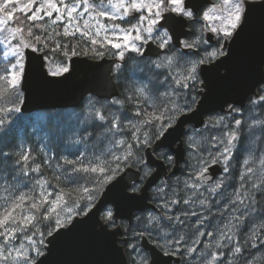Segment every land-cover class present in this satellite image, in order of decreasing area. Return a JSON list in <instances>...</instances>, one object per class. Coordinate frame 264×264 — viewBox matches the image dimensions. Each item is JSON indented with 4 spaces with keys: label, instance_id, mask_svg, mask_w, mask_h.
Instances as JSON below:
<instances>
[{
    "label": "snow or ice",
    "instance_id": "snow-or-ice-1",
    "mask_svg": "<svg viewBox=\"0 0 264 264\" xmlns=\"http://www.w3.org/2000/svg\"><path fill=\"white\" fill-rule=\"evenodd\" d=\"M35 2L36 0H31V3L25 6L27 11L18 8L16 4L9 7V0L0 3V12L4 13V18L0 19V30H7L11 41H15L9 51L4 53L8 65L0 66V73H7V75H0V81L6 84L3 92L7 95L3 98L12 105L8 108L0 107V138L10 136L13 131L5 129L6 121L3 114L21 112L24 103L22 84L26 80L29 63L25 57V50L30 49L33 53L43 52L44 49H48L52 53L61 52L64 59L59 62L47 53L35 56L36 60L42 61L37 71L45 79L49 76L67 79L72 72L70 58L78 55L77 47L73 46L69 50L67 43L61 45L57 41L54 47H49V42L53 40V36L47 32H44L43 35L33 36V28L38 27L36 24L28 27L27 34L31 37L29 42H25L22 35L18 38V34L23 31L22 28L14 26L11 29H4V25L10 21L13 11L23 12L30 22L43 20L45 16L51 18L53 11H55L57 15L52 19V24L67 20L63 35L76 36L79 33L81 39L87 38L88 43L85 44V50L79 53L81 55L91 50L95 56L103 57L107 51L109 55L115 56L117 61H123L127 52H134L139 57H144L145 46L153 43L159 49H168L169 51L176 47L196 49L194 55L197 58L185 60L181 72L174 74L172 71H168L165 74V80H170L171 83L167 85V90L162 93L164 101L160 105L153 104L151 114L145 109H138L133 117L126 116V125L121 124L119 117L112 116L109 118V116H106L104 111L101 110L105 105L101 104L100 108H97L96 105L99 101L92 96L88 97V112L80 123L92 122L95 127L104 129L105 138L109 140L112 146L106 151L94 154L91 159H88L81 152L71 153L74 158H69L68 155L60 156L59 159L62 164L58 163L56 167L58 170L62 169V171L55 179L59 181L63 177L67 190L59 187V185H50V182L43 177L34 179V183L28 192L22 190L15 192L12 187H3L0 191V237L3 238L4 243L0 245V259L3 260L4 264H7L9 258L13 256V252H15L16 257L21 258V264H35V257L43 255L42 248L45 246V235H52L61 227H66L76 216H87L96 207L99 192L126 168L131 167L133 163L140 166L142 176H139V181L142 184L144 180L153 174V169L138 153L151 147L154 141L159 140L160 143L156 144L153 152L167 148L169 151L160 152V155L169 165L175 163L171 153L176 149L173 148L172 144L166 143L167 137L164 136V133L168 129H172V132H168L169 136L173 135V132H179L182 136L189 135L183 131V128L194 119V117H189L188 114L195 111L193 106L197 103L196 97L190 93L202 94L197 87L198 85L209 87L199 78V67L220 57H227L226 43L232 40L234 34L239 35L237 29L242 32L249 22V17L246 15L248 0H221V3L213 5L207 10H204L206 0H187V3H185V0H115V2L114 0H99L101 10L96 11L95 16H92L93 26L89 27L88 21L85 20V29L82 31L79 24L74 25V22L81 19L85 13L91 14L90 10H95V6L89 3V0H83L84 7L79 12L78 10L81 8L79 0H74L70 6L64 4L63 0H61V6H57L56 3L49 0L47 3H40L33 11L31 4ZM61 7H63V12ZM251 7L252 5L248 4L249 11H251ZM260 7L264 8V2L260 4ZM27 12H32V15H27ZM74 13H78V15L74 16ZM130 15L131 19H129ZM97 17L105 20L125 21L126 26L114 23L109 27L101 24ZM197 20L209 22L206 27L213 35L209 36L208 40L214 39V46L209 44L208 40L197 39L189 43L180 39V34L192 35V33H183L182 29L187 22H196ZM169 29H171V33ZM56 35H60V33L57 32ZM5 39L7 41L8 37ZM11 41L8 42L11 43ZM97 45H99V48L96 47ZM109 46L117 51L111 52ZM200 46H202V51ZM100 49H103V51ZM179 59H184V57L165 56L162 60L153 61L152 64L156 69L171 70L173 65L180 67ZM221 63H224V61L222 60ZM113 67L118 73L122 65L117 62ZM144 91V88H140V95H143ZM0 96H3V93H0ZM259 99L264 102V96ZM178 101H182V103ZM111 103L114 106L122 105L121 101L115 99L111 100ZM238 111L234 107L229 109L230 113ZM181 117H184V119H181ZM177 122H179L178 128ZM201 123L203 124L202 121ZM222 123L223 117L211 126L215 127ZM234 124L236 129H228L221 136L211 138L212 148H215V152L212 151V148L203 149L207 156L201 155L199 150L196 152L195 164L190 165L193 168L190 180L194 182L185 181L184 183V188L196 198L193 199L192 196H188L187 198L165 200L164 207L167 212H172L170 205L184 204L191 208L192 205L196 204L201 210L207 209L209 215H211L210 209L213 202L211 197H217L215 202L219 203V198L225 195L222 191L225 177L221 176L213 180L211 169L222 163L224 165L222 172L229 173L227 165L236 146L234 142L238 139L237 130L242 121L236 119ZM204 127L207 128L209 125H204ZM225 128H227V125H225ZM87 134L90 135L91 133ZM117 136L121 138L116 139ZM125 136L128 139H125ZM82 138L77 136L73 142L80 143ZM189 141L187 146L191 148L193 146L191 136H189ZM185 143V141H181V148L185 146ZM195 143L198 144L199 142L196 141ZM9 155L11 153L0 152V156L7 157ZM16 155L18 156L16 163L21 164L23 162L21 172L24 175H28L29 171L37 174L41 173V163H35L34 167L29 168L32 159L30 150L24 149ZM44 163L49 164L50 161L45 160ZM64 165L68 167H63ZM248 172H253V169L250 167ZM240 179L243 181L245 178L241 176ZM261 184H264V179H261ZM261 184L253 182L251 187L258 191H264ZM24 187H28V185ZM240 188L244 189L243 183ZM128 189L131 190V194H129ZM140 191L139 185L135 183L128 185L122 193L123 200L128 202L138 200L139 197L136 193ZM159 191H164V189L161 188ZM205 193H208V195L205 196ZM173 196L179 197V193L173 192ZM255 203V195H249L247 191L242 192L240 190L235 192V199L229 198L226 201L223 206L225 211H227L229 204L242 205L246 211L241 212L238 216L232 215L222 228L217 226V232L219 233L217 247L227 246L221 245L220 241L226 240L229 244L236 241V232L243 226L248 212L255 211ZM250 205L253 207H250ZM236 211L237 209H232L233 213ZM120 212V204L117 203L115 212L112 208H107L104 220L108 224L115 225L118 218L117 214ZM219 214L222 217L224 216V212ZM189 216L197 217L196 231L198 235H204L200 226L204 225L208 216H203L201 212L196 210H179L178 213L172 215L166 213V220L169 222V227L173 228V232L161 237L160 247H164L165 244L172 246L181 244L184 238L176 235V233L184 230L178 226L185 225ZM146 219L151 223L157 221L159 217L149 214ZM259 227L264 228V222ZM150 231L149 228H145V232ZM143 234L139 233L138 235L142 236ZM208 235L211 236L213 233L209 232ZM256 238L257 234L253 232L252 240ZM54 239H59V237H54ZM17 241H19V246L13 248L12 245ZM49 243H52V241H49ZM125 243L127 244L128 241H125ZM245 243L248 242L245 241ZM130 247L133 250L136 249L135 244H131ZM174 251H179V249L174 248ZM189 251L194 252L195 249H189ZM230 251L239 254L244 249L236 246ZM252 255L254 253H249V256ZM213 259L215 260L216 257L214 256ZM243 259L244 264H250L249 257H243ZM140 264H148V257L142 256Z\"/></svg>",
    "mask_w": 264,
    "mask_h": 264
},
{
    "label": "water",
    "instance_id": "water-1",
    "mask_svg": "<svg viewBox=\"0 0 264 264\" xmlns=\"http://www.w3.org/2000/svg\"><path fill=\"white\" fill-rule=\"evenodd\" d=\"M210 2L211 0H206V5ZM262 2L264 0H248V4L252 5L249 11L246 4L249 22L242 32L237 29L239 35L234 34L232 40L226 43L228 56L200 66V76L209 87L200 85L199 91L202 94L194 106L195 111L188 114L194 119L184 126V132L189 125L195 128L203 126L206 116L211 113L229 111L233 105L244 107L248 99L257 94V88L264 84V8L260 7ZM189 30L187 22L182 32L188 33ZM169 32L171 33V29ZM211 35L213 34L208 31L207 39ZM184 36L186 35L180 34V39ZM145 47V56L156 57L164 51L153 43ZM183 50L190 49L183 48ZM43 54V52L33 53L30 49L25 50V57L29 63L28 74L22 84L23 113L78 107L89 94L111 99L120 93L112 73V66L120 62L116 57L92 58L77 55L70 58L72 72L67 79L51 76L45 79L37 71L42 61L35 59V56ZM222 60L224 63H221ZM178 127L179 122H177ZM168 132H172V129L164 133L167 137L166 143L172 144L176 149L172 152L175 163L170 170L165 160L153 152L156 144L160 143L156 140L151 147L146 148V161L154 169L153 174L144 180L141 191L136 193L139 199L128 202L122 197L125 188L134 182H139L141 176L140 169L131 166L105 186L96 207L87 216L74 217L66 227H61L46 237L45 251L37 258L35 264H127L128 257L124 244L121 243L126 238L123 236L124 229L119 221L123 219L132 222L135 212L156 208V204L150 199L151 188L162 177L178 173L181 163L186 159V147L181 148L183 136L179 132H173V135L169 136ZM222 169L221 163L211 169L213 180L221 174ZM128 191L131 194V190ZM117 203L120 204L121 209L117 214V223L108 224L102 213L107 206H112L115 212ZM141 245L150 252L149 264H172L173 261L178 263L181 260L180 256L165 254L146 235L142 236Z\"/></svg>",
    "mask_w": 264,
    "mask_h": 264
},
{
    "label": "trees",
    "instance_id": "trees-1",
    "mask_svg": "<svg viewBox=\"0 0 264 264\" xmlns=\"http://www.w3.org/2000/svg\"><path fill=\"white\" fill-rule=\"evenodd\" d=\"M24 19L25 18L21 19L20 23L23 22ZM40 23L42 25H38ZM38 24H37L38 25L37 28H33L32 35L33 36L43 35L44 32L51 34L53 36V40L49 42V47H54L55 42L59 41L61 45L67 43L69 50L73 46H76L78 54L85 50V44L88 43V40L87 38L81 39L80 34H77L76 36H72V35L65 36L63 35V31H61L60 29L61 27L58 26L59 24L56 25L58 27V29L56 30H53L51 27H48L47 25H45V21L44 22L39 21ZM26 25L28 26L31 24L26 23ZM57 32H59L60 35H56ZM96 47L99 48V45H97ZM100 50L103 51V49H100ZM109 50L111 52H116V49H111L110 46H109ZM43 53H47L49 56L57 58V59H61V60L64 59L61 52L59 51L52 53V52H49L48 49H44ZM83 55H87L93 58H98L97 56L94 55V53L91 50L87 51V53ZM105 55H109L107 51L105 52ZM109 56H113V55H109ZM152 62H153V59L151 57H148V56L139 57L134 52H127L125 54L124 61L120 63L122 67L120 68L118 73L113 67V74L115 78L118 80V84L120 87V94L113 99L121 101L122 105L114 106L112 105L111 100L101 99L96 96L90 95L95 100L99 101L96 107L100 108L101 104H104L105 107L101 110L104 111L105 115L109 116V118H111L112 116L119 117V121L122 123V125L127 124L126 116L129 118L133 117L134 113L138 109H145L147 110L148 113L151 114L153 112L152 105L153 104L160 105L161 102L164 101V97L162 93L167 90V85L171 83L170 80L168 81L165 80V74H167V72L171 70L156 69L153 67ZM4 65H7V61L3 57V50L1 47V43H0V66H4ZM0 75H7V73L6 72L0 73ZM131 80L132 82H130ZM139 85H141L142 88H144L145 90L143 95H140L139 91L137 90L139 89L138 88ZM4 87H6V84H4L3 81H0V93H3V96H0V107L8 108V107H11L12 105L7 103L3 98L4 96L7 95V93L3 92ZM197 87L199 89V85ZM261 91H262V87L259 88V94L261 93ZM190 94L195 96L196 100H198L199 94H197V92H191ZM88 97H86L78 107L37 110L31 113H23L21 111L19 113L13 112L10 114L8 113L3 114L5 121H6L4 125L5 129H11L13 131L10 136L6 138H0V152L11 153V155L7 157L0 156V191H2L4 186H9V187H12L15 192H19L21 190L24 192H28L34 183V179L40 178V177L47 179L50 182V185H53V186L59 185V187L65 188V190H67V185L66 183H64L63 177H61L59 181L55 179V177L59 175L60 171H62V169L58 170L56 167L58 163L62 164V161L59 159L60 156L68 155L69 158H74V156H72L71 153L81 152V153H84L85 156L88 157V159H91L94 154H99L103 151H106L109 147L112 146L109 140L105 138L104 129L95 127L92 122H88L84 124L80 123V121L83 120L85 114L88 112V105H87ZM254 98L255 97H252L249 102L251 103V101ZM178 102L182 103V101H178ZM257 113L259 115H264V111L260 109L257 111ZM214 116H219V117L227 116V113L217 112L214 115L208 116L207 121L205 123V125H209V127L207 128L204 126L202 127V129H195L194 127H191L188 130V132L196 131V136L192 138L191 143H193V146L191 148H188L186 144L188 148L187 159L183 163L181 170L179 172V175L178 174L172 175L164 179L165 186H167L166 192H170L171 190L175 188L173 191H171V193L172 194L173 192L179 193V197H175V198H180V196L182 198H187L188 196L192 195V193L187 192L186 189L183 187V184L185 183L183 182V180H186V179L190 180V174L193 172V168L190 167V165L195 164L196 152L199 150L201 155L207 156V153L204 152L203 149L212 148L211 138L214 136H221L224 131H227V128H225L224 126L227 120H224L221 125L219 124L220 126H217V127L211 126L210 124L211 122L213 123L216 122V119L214 121ZM133 122H135V120H133ZM262 123H261L262 125L259 128L257 127L258 129L257 128L255 129L253 127L255 125L254 123L249 124L248 121H245L241 124V126L237 130L239 139H237L238 141L236 145L237 147H235L234 149V151L235 150L236 151L233 152L231 156L232 159L229 160V162H231L230 163L231 170H232L231 174L234 171H238V165L240 163L238 162V160L240 161L241 155L243 153L246 154V153H249L250 151V153L252 152L251 154H254L258 151H261L262 149L263 150L261 152H264V145H263L264 144L263 143L264 142V121ZM247 126H250V127H247ZM246 130L248 131V134ZM87 133H91V134L88 135ZM249 133H251L252 135ZM77 136L83 137L80 143L73 142L77 138ZM248 136H251V137H248ZM119 138L121 137L119 136L116 137V139H119ZM124 138L128 139L127 136H125ZM257 140L258 141L260 140V141L258 142ZM196 141H198L199 143L198 144L195 143ZM253 141H254V144H253ZM247 143L249 144L247 145ZM248 146L250 147L248 148ZM24 149L30 150V156L32 159H31L29 168L34 167L35 163H41L42 164L41 173L37 174V173H31L29 171L28 175H24L21 172V164L23 162H21V164L16 163L18 159V156L16 154ZM160 150H158L156 154L157 156L162 157L160 155V152H167V150L166 149H163V150L160 149ZM212 151L215 152V148H212ZM145 153H146V148L142 152H139L138 154L142 156L144 160L146 161ZM45 160H49L50 163L45 164L44 163ZM234 161H237V162H234ZM132 165L140 169L139 165H135L134 163ZM172 165L168 164L169 167ZM63 167H68V166L64 165ZM233 182H234L233 179L228 177L225 182V185L229 184L231 185V187H233L234 186V185L232 186ZM240 182L247 183V179H244L243 181L239 180L237 184L239 185ZM25 185H28V187H24ZM103 189L99 192V196L101 195ZM254 190L255 189H252L251 195H255L256 203L254 207L256 211L248 212L246 218L244 219L245 224L243 222V226L239 229V231L236 232L241 242L239 246L242 247L244 251L239 254H235L233 252L231 256V258L233 259L231 260V262L230 261L227 262V264H244L243 257H249L250 264H262L257 258H255V254L264 255V238L262 239V237H264V228L259 227V225L264 221L261 220L262 221L261 222L260 221L261 218L259 219L258 217L260 213L264 214V210H263L264 209V191L255 192ZM151 198L157 204V209H153L154 212L164 213V209L161 208V205L159 203L160 201H162V198L165 199V197L162 196V193L157 192V191H151ZM212 199L213 198L211 197V200ZM216 199L217 197L214 198L212 201L215 202ZM213 202H212L211 209H210L211 215H209V211L207 209L201 210L198 207V209L196 208L192 210H196V211L199 210V212H201L202 215L208 216V219L206 221L208 222L211 221L210 222L211 224L217 223L218 219L221 220V218H223L224 216L222 217L219 214L220 212H222L219 209L220 208L219 203H217V205L215 206L216 202L215 203ZM231 206L236 207V208L240 207L241 209L240 212L246 211L244 209V206L242 205H231ZM250 207H253V206L250 205ZM191 208H189L188 205L180 204V205H174L172 209L175 211V213H177L179 210H191ZM237 210L239 211V208H237ZM252 212H255V215L257 214L256 215L258 217L257 220ZM140 214H144V212ZM191 217L197 220V217L189 216L186 220L185 225L178 226V227H182L184 230L179 231V233H176V235H179V236L182 235L188 242H192L195 238L204 237L206 234L205 229L208 228L209 226L207 223H204V225L200 226L201 231H203L204 233V235L200 236L196 232V227L194 226L195 221H193ZM136 219L137 218H135L132 223L123 221V225H124L126 233L127 232L130 233L132 238L136 240H139V238L141 237L140 235H138L139 233L148 234L149 236H152L155 239L157 238L161 239V237L168 234L166 232L159 231L161 228H163V226L164 228L166 227L165 229H168V228L172 229V227H169V222L166 219H164V215H162L161 218L156 221L158 223H156L155 221H152L151 222L152 224L150 225L147 224L146 222L141 223V224L139 223L136 224ZM145 228H149L152 232H145L144 231ZM243 230L245 232H243ZM249 230H252V231H249ZM153 231H159V232L154 233ZM246 231L249 234H247ZM253 232H256L257 234V238L255 240H252ZM189 234H190V237H189ZM47 236L48 235H45V237ZM0 239H3V238L0 237ZM245 241H247L248 243H245ZM157 242L159 243L160 241H157ZM135 243H138V241H134V244ZM251 245H255V246H251ZM228 250L229 249H225V251H228ZM203 251H204L202 252L203 254L206 253V248L203 249ZM249 253H254V255L249 256ZM191 263L192 264H210L208 262L201 260L199 257L192 262H185V264H191Z\"/></svg>",
    "mask_w": 264,
    "mask_h": 264
},
{
    "label": "rangeland",
    "instance_id": "rangeland-1",
    "mask_svg": "<svg viewBox=\"0 0 264 264\" xmlns=\"http://www.w3.org/2000/svg\"><path fill=\"white\" fill-rule=\"evenodd\" d=\"M4 2V0H0V3H3ZM47 2H49V0H36V2L35 3H33V4H31V6H32V9H33V11L35 10V8L40 4V3H47ZM51 2H53V3H56L57 4V6H61V0H51ZM74 2V0H63V3L64 4H67V5H71V3H73ZM114 2H115V0H114ZM31 3V0H9V7H11L12 6V4H16L17 6H18V8H23V9H25V11H27V9H26V5H29ZM79 3H80V5H81V8L78 10V12L79 11H82V9H83V7H84V4H83V0H79ZM89 3H91V4H93L94 6H95V10H90V13L91 14H89V13H85L84 14V16L81 18V19H79L78 21H75L74 22V25L75 24H79V26H80V28H81V30L83 31L84 29H85V24H84V21L85 20H87L88 21V25H89V27H91V26H93V24H94V21H93V19H92V16H95V12L96 11H98V10H101L100 8H99V0H89ZM219 3H221V0H214V4L213 5H217V4H219ZM213 5H208V6H206L205 7V9L204 10H207V8H211ZM104 10H109V9H104ZM61 11L63 12V7H61ZM27 15H32V12H27ZM41 15H43V13H41ZM57 15V13L55 12V11H53V16L50 18V17H47V16H45V18L43 19V20H38V21H32V22H30V21H28L27 20V17L24 15V13L23 12H21V11H19V10H17V11H13L12 12V14H11V19H10V21L7 23V24H5L4 25V29H11L12 27H18V28H22L23 29V31H22V33H20V34H18V38H19V36L20 35H22L23 37H24V39H25V42H28V41H30L31 40V37H29L28 36V27H30L32 24H38L39 23V21L41 22V21H45V25H47L48 27H51L53 30H56V29H58V27L56 26L57 24H59L58 26H60L61 28V31H63V29H64V26H65V24H67V20H64L63 22H57L56 24H52V19H54L55 18V16ZM76 15H78V13H74V16H76ZM4 18V13H2V12H0V19H3ZM23 18H25L24 19V21L23 22H21L20 23V20L21 19H23ZM97 19H99L100 20V23L101 24H104V25H106V26H111L112 24H114V23H120L122 26H126V22L125 21H112V20H105L104 18H100V17H97ZM26 23H28V24H31V25H26ZM195 23V25H196V27H200L201 26V28H203V30H204V32H206V30H208V28L206 27V25L209 23V22H205V21H202V20H197L196 22H194ZM38 25H42L41 23L40 24H38ZM77 34H79V33H77ZM6 37H8V40L6 41ZM8 41H11V37L9 36V33H8V31L7 30H0V43H1V47H2V50H3V57L5 58V56H4V53L5 52H7V51H9V49H10V47L11 46H13L14 44H15V41H11V43H9ZM117 51V50H116ZM165 56H175V57H177V58H180V57H183L180 53H178V52H175V53H164V54H162V55H160L159 57H157V58H155V60H153V61H156L157 59H160V60H162ZM6 59V58H5ZM57 62H59V61H62L61 59H57V58H54ZM187 59H189L188 57H184V59H179L178 60V62H179V65H180V67H177L176 65H173V68L171 69V71L175 74V73H178V72H181L182 70H183V66H184V64H185V60H187ZM6 61H7V65H8V60L6 59ZM140 87H139V89L140 88H142V86L141 85H139ZM263 89H264V86H263ZM139 91V90H138ZM261 96H264V90H262L261 91V93L258 95V96H256L252 101H251V103H248L247 104V106L244 108V109H241V108H236V109H238L239 111L238 112H232V113H229V114H227V116H222L223 117V121L224 120H227V122L224 124V126L225 125H227V130L228 129H236V126H235V124H234V121L236 120V119H239V120H241L242 121V123L243 122H245V121H248L249 123H254L255 125L253 126V127H255V128H257L258 127V125H261V120L262 121H264L263 120V118H264V115H259L258 113H257V111L260 109V110H263L264 111V103H262V101L259 99ZM221 118V116L219 117V116H214V121H215V119H216V121L217 120H219ZM249 118V119H248ZM251 118V119H250ZM260 118V119H259ZM246 119H248V120H246ZM254 119V120H253ZM250 120V121H249ZM215 123V122H214ZM211 125L213 124V122H211L210 123ZM258 124V125H257ZM263 124V123H262ZM221 125V124H220ZM219 124L217 125V126H220ZM216 126V127H217ZM260 127V126H259ZM258 127V128H259ZM202 129V128H201ZM188 136H185V142H186V144H188L190 141H189V136H191L192 138L194 137V136H196V131L194 132V131H190V132H188ZM237 136H238V133H237ZM235 143V145H237L236 143H237V141H235L234 142ZM236 147V146H235ZM235 149V148H234ZM234 149H233V151H234ZM167 150V149H166ZM169 150H167V152H168ZM260 152L261 151H258V152H256V153H254V154H251V153H246V155L245 154H242L241 155V159H242V161H241V159H240V163H239V167H238V171H234L232 174H231V165H230V163L231 162H229L228 163V168H229V173H227V174H225V173H222V175L221 176H224L225 177V181L227 180V178L229 177V178H231V179H233V184H232V186L233 187H231V185H229V184H227V185H225V182H224V188L222 189V191H224V193H225V195L222 197V198H219V207H221V208H219L220 210L221 209H223V210H221L222 212H225L224 213V217L223 218H221V220H219L218 219V222L215 224V223H210V222H208V221H206L205 223H208V225H209V227L208 228H206V236L205 237H203L202 238V240L204 241V243H203V245H201L200 247H196V246H194V245H190V246H187L188 247V249H187V251L189 252V253H192V252H190L189 251V249H195V251L193 252V253H195V257L196 258H193V260L192 261H194L195 259H197L198 257L201 259V260H203V261H205V262H208V263H210V264H227V262H229V261H231V259H233V258H231V256H232V254H233V251H230V249H234L236 246H239V244L241 243L240 242V240H239V238H237L238 237V235L236 234V241L234 242V243H231L232 245H230L226 240H224V241H220V243H221V245H227L226 247L225 246H221V247H217L216 246V244H217V241L219 240V233L217 232V226H219V227H223V225L224 224H226L227 222H228V220L231 218V216L232 215H240V211H241V209H240V207H237V208H239V211L237 210L235 213H233L232 212V209L233 208H235V209H237L236 207H232L231 205L232 204H229V207H228V209H227V211H225V209H224V204L226 203V201H228L229 200V198H231V199H235V192L237 191V190H239L240 189V185H241V183H240V185H238L237 184V182H239L238 180H240V177L241 176H244V178L245 179H247V184L245 183L244 184V186L246 187H244V190L243 189H240V191H247L248 193H249V195H251L252 193V189H251V185H252V183L253 182H255V183H259V184H261V179H264V152H261V155H258V154H260ZM258 153V154H257ZM233 154V153H232ZM246 157V159H245V157ZM257 155V156H256ZM232 156V155H231ZM253 156V157H252ZM255 157V158H254ZM257 157V158H256ZM244 158V159H243ZM230 159H231V157H230ZM249 159V160H248ZM251 160L254 162H251ZM254 160H257L258 161V163H256L257 161H254ZM245 161H247L248 163H245ZM262 161V162H261ZM244 162V163H243ZM249 162H251V163H249ZM256 163V164H255ZM263 163V164H262ZM240 164H242V165H240ZM248 164V165H247ZM250 164V165H249ZM253 166H252V165ZM255 164V165H254ZM263 165V166H262ZM255 166H257V167H255ZM252 168L253 169V172H251V173H246L247 172V170L249 169V168ZM255 167V168H254ZM262 169H261V168ZM243 168V169H242ZM261 170H260V169ZM246 169V170H245ZM254 169H256V170H254ZM239 170H242V173H241V171H239ZM243 171H245V172H243ZM257 174H256V173ZM261 173V174H260ZM239 174H241V175H239ZM256 174V175H255ZM230 175V176H229ZM253 175H254V178H256V179H254L253 178ZM220 176V177H221ZM245 176H247V177H245ZM248 176H250V178L248 177ZM252 176V177H251ZM257 176V177H256ZM263 177V178H262ZM219 178V177H218ZM259 178V179H258ZM235 179V180H234ZM250 179H252V180H250ZM236 180H237V182H236ZM256 180V181H255ZM260 180V181H259ZM185 181H188L189 183H191V182H194V181H192V180H183V182H185ZM165 181H164V179H162L161 180V182L160 183H158L154 188H153V191H157V192H161L162 193V196L163 197H165V199H163L162 198V201H160L159 203H160V205H161V208L162 209H164V213L162 212H154V211H148L147 213L145 212L144 214H140V215H138L136 218V224H141V223H144V222H146V223H148L149 224V222L147 221V217L149 216V214H152V215H156V216H158L159 217V219L161 218V216L162 215H164V219H166V213H167V215H172L173 213H175V211L172 209V212L171 213H169V212H167V209L164 207V203H165V200H171V199H174L175 197H173V194L171 193V192H166V189H167V187L165 186V183H164ZM243 183V182H242ZM237 184V185H236ZM236 185V186H235ZM247 185V186H246ZM238 186V187H237ZM263 186V187H262ZM227 187V188H226ZM161 188H163L164 189V191H159V189H161ZM247 188H249V189H247ZM261 188L262 189H264V184H261ZM233 189V190H232ZM201 191H203V189H201ZM229 191V192H228ZM255 192H258V190H254ZM187 192H190V191H188L187 190ZM191 193V192H190ZM208 195V193H205V196H207ZM192 196V195H191ZM192 198H196L195 196H192ZM212 198H216V197H212ZM224 199H225V202H224ZM223 201V202H222ZM247 202V201H246ZM213 203H215V202H213ZM217 205V203L215 204V206ZM237 205V204H236ZM239 205V204H238ZM173 206L174 205H170V207L171 208H173ZM198 205H196V204H194V205H192V208H191V210L192 209H198ZM107 208H112V207H107ZM107 208H106V210H107ZM113 209V208H112ZM245 209V208H244ZM106 212V211H105ZM253 214H254V216H255V218H256V220H257V218L259 217V219H260V221L262 220V221H264V214L263 213H261L258 217L255 215V213L253 212ZM105 215V214H104ZM229 215H230V218H229ZM204 216V215H203ZM228 217V218H227ZM158 219V220H159ZM191 219H193V221H195L194 222V226L195 227H197V225H196V219L195 218H191ZM261 221V222H262ZM135 224V225H136ZM151 224V223H150ZM149 224V225H150ZM213 225V226H212ZM216 225V226H215ZM136 229H138V228H136ZM161 231H163V232H166V233H172V231H173V229H169V230H167V229H165V228H161L160 229V232ZM171 231V232H170ZM209 232H212L213 233V235H211V236H209L208 235V233ZM264 237H262V239H263ZM198 239V238H197ZM201 240V241H202ZM45 241H46V237H45ZM3 243H4V240L3 239H0V245H3ZM133 244V243H132ZM19 246V241H17L16 243H14L13 245H12V247L13 248H16V247H18ZM235 246V247H234ZM192 247V248H191ZM202 247V248H201ZM204 247H207L206 248V253L205 254H203L202 252H204L203 251V248ZM201 248V249H200ZM131 249H132V251L134 252V262H135V264H140V261H141V257L142 256H146L142 251H140V249H137V247H136V249L135 250H133V248L131 247ZM205 249V248H204ZM225 249H229L228 251H225ZM221 250H223V251H221ZM45 251V247H43L42 248V252H44ZM136 251V252H135ZM138 251V252H137ZM200 251V252H199ZM141 252V253H140ZM5 254H6V252H5ZM33 256H34V253L32 254ZM216 257V259L214 260L213 259V257ZM39 256H36L35 257V261L37 260V258H38ZM230 258V259H229ZM255 258H257L262 264H264V255H260V254H255ZM224 259V260H223ZM229 260V261H228ZM0 264H4V262H3V260L2 259H0ZM7 264H21V258H18V257H16V254H15V252H13V256L12 257H10L9 258V261L7 262Z\"/></svg>",
    "mask_w": 264,
    "mask_h": 264
},
{
    "label": "flooded vegetation",
    "instance_id": "flooded-vegetation-1",
    "mask_svg": "<svg viewBox=\"0 0 264 264\" xmlns=\"http://www.w3.org/2000/svg\"><path fill=\"white\" fill-rule=\"evenodd\" d=\"M214 4V0H211V2L209 3V4H207L206 6H208V5H213ZM188 28L190 29L189 30V32L188 33H192V35H189V36H184V37H182L181 38V40H186L187 42H189V43H192V41H194V40H197V39H203V40H207V38H206V35H207V30H206V33L204 34V30H203V28H201V26L200 27H196V25H195V23L194 22H192V21H189L188 22ZM208 43L209 44H212L213 46L215 45V41L214 42H211V41H208ZM171 47V46H170ZM201 47V51H202V46H200ZM195 51H196V49H190L189 51H185V50H183V48H181V47H176L175 49H173V50H171V51H169L168 49H165V53H175V52H178V53H180L183 57H188L189 59H195V58H197L195 55H194V53H195ZM200 70V67H199V69H198V71ZM158 231H155V233H157ZM148 235V234H147ZM205 236H206V234H205ZM204 236V237H205ZM126 239L124 240V243H125V241H128V243L126 244L125 243V248H126V253H127V255H128V257H129V259H128V264H135V262H134V252L132 251V249H131V247H130V245L136 240V239H133L132 238V236L130 235V233H126V237H125ZM148 238H149V240L151 241V242H154L163 252H165V253H171V254H174V255H178V256H182L181 257V261L179 262V263H175L174 261H173V264H183V263H185L186 261L188 262V260H189V262H191L192 260H193V258H196L195 257V253H189L186 249H188V245L190 246L191 244L192 245H196V247L198 246V247H200L201 245H203V243H204V241L202 240V238L203 237H201V238H198V239H200V240H202V241H200L199 240V242H197L196 241V239L197 238H195L192 242H187V240L184 238L183 239V241L181 242V244H179V245H174L173 247H172V245H168V244H165V246L164 247H160L159 245H160V243H158L157 242V240L158 241H160V242H162L161 241V239H155L154 237H151V236H149L148 235ZM197 239V240H198ZM154 240H156V241H154ZM184 240L186 241V242H184ZM136 241H138V243H135V245L137 244V248L138 249H140V251H142L147 257H148V262H149V260H150V252L148 251V250H146V249H143L142 247H141V245H140V238H139V240H136ZM197 242V243H196ZM187 243V244H186ZM183 245V246H182ZM186 245V246H185ZM185 246V247H184ZM174 248H178L179 249V251H177V253H175L174 252ZM185 251V252H184ZM174 252V253H173ZM188 253V255H187V253ZM183 253V254H182ZM184 253L186 254V256L184 255ZM189 256V257H188ZM186 258V259H185ZM192 258V259H191Z\"/></svg>",
    "mask_w": 264,
    "mask_h": 264
},
{
    "label": "bare ground",
    "instance_id": "bare-ground-1",
    "mask_svg": "<svg viewBox=\"0 0 264 264\" xmlns=\"http://www.w3.org/2000/svg\"><path fill=\"white\" fill-rule=\"evenodd\" d=\"M146 67H147V66H146ZM146 67H145V68H146ZM146 73H147V72H146ZM137 74H138V73H137ZM140 74H141V73H140ZM130 79H131V78H130ZM125 82H126V81H125ZM130 82H132V80H131ZM134 83H135V81H134ZM130 84H131V83H130ZM128 85H129V84H128ZM128 85H127V86H128ZM132 85H133V83H132ZM130 87H131V86H130ZM139 87H140V86H138V88H139ZM127 88H128V87H127ZM137 90H139V89H137ZM124 116H125V115H124ZM248 119H249V118H248ZM248 119H246V120H248ZM250 119H251V118H250ZM259 119H260V118H259ZM253 120H254V119H253ZM263 120H264V118H263ZM261 122H263V121L261 120ZM125 123H126V122H125ZM246 123H247V122H246ZM248 123H249V122H248ZM121 124H122V123H121ZM249 124H250V123H249ZM247 125H248V124H247ZM261 125H262V124H261ZM261 125H258V127L261 126ZM247 127H250V126H247ZM243 128H245V127H243ZM254 128H255V127H254ZM246 129H247V128H246ZM252 129H253V128H252ZM252 129H250V130H252ZM255 129H256V128H255ZM255 129H254V130H255ZM257 129H258V128H257ZM240 130H241V129H240ZM246 131H247V130H246ZM251 132H253V131H251ZM32 134H33V133H32ZM239 134H240V132H239ZM243 134H244V133H243ZM247 134H248V131H247ZM249 134H251V133H249ZM251 135H252V134H251ZM246 136H247V135H246ZM241 137H242V136H241ZM248 137H251V136H248ZM253 137H255V136H253ZM256 137H257V136H256ZM246 138H247V137H246ZM260 138H261V137H260ZM67 139H68V138H67ZM238 139H239V138H238ZM244 140H245V139H244ZM251 140H252V139H251ZM257 141H258V140H257ZM259 141H260V140H259ZM259 141H258V142H259ZM246 142H247V141H246ZM246 142H244V143H246ZM248 142H249V141H248ZM255 142H256V140H255ZM66 143H67V142H66ZM68 143H69V142H68ZM237 143H238V141H237ZM237 143H236V144H237ZM263 143H264V142H263ZM248 144H249V143H247V145H248ZM253 144H254V141H253ZM195 145H196V144H195ZM240 145H241V144H240ZM244 145H245V144H244ZM247 145H246V146H247ZM263 145H264V144H263ZM256 146H257V145H256ZM260 146H262V145H260ZM236 147H237V146H236ZM249 147H250V146H248V148H249ZM244 148H245V147H244ZM194 149H195V148H194ZM242 149H243V148H242ZM245 149H246V148H245ZM256 149H257V148H256ZM261 149H262V148H261ZM261 149H259V150H261ZM95 150H96V149H95ZM162 150H163V149H162ZM190 150H192V149H190ZM262 150H263V149H262ZM262 150H261V151H262ZM160 151H161V150H160ZM235 151H236V150H235ZM235 151H233V152H235ZM245 151H246V150H245ZM70 152H71V151H70ZM242 153H243V152H242ZM249 153H250V151H249ZM251 153H252V152H251ZM238 154H239V153H238ZM243 154H244V153H243ZM257 154H258V153H257ZM263 154H264V153H263ZM245 155H246V154H245ZM258 155H261V152H260V154H258ZM243 156H244V155H243ZM256 156H257V155H256ZM244 157H245V156H244ZM252 157H253V156H252ZM254 158H255V157H254ZM256 158H257V157H256ZM231 159H232V158H231ZM234 159H236V158H234ZM243 159H244V158H243ZM245 159H246V157H245ZM248 160H249V159H248ZM241 161H242V159H241ZM254 161H257V160H254ZM234 162H237V161H234ZM238 162H240V161L238 160ZM251 162H253V161L251 160ZM251 162H249V163H251ZM261 162H262V161H261ZM243 163H244V162H243ZM247 163H248V162H247ZM253 163H254V162H253ZM256 163H258V161H257ZM256 163H255V164H256ZM255 164H254V165H255ZM262 164H263V163H262ZM189 165H190V164H189ZM233 165H234V164H233ZM240 165H242V164H240ZM247 165H248V164H247ZM249 165H250V164H249ZM251 165H252V164H251ZM252 166H253V165H252ZM262 166H263V165H262ZM238 167H239V166H238ZM255 167H257V166H255ZM255 167H254V168H255ZM260 168H261V167H260ZM260 168H259V169H260ZM242 169H243V168H242ZM261 169H262V168H261ZM261 169H260V170H261ZM233 170H235V169H233ZM245 170H246V169H245ZM254 170H256V169H254ZM239 171H241V173H242V170H239ZM256 171H257V170H256ZM231 172H232V171H231ZM243 172H245V171H243ZM257 172H258V171H257ZM189 173H190V172H189ZM246 173H248V170H247ZM255 173H256V172H255ZM251 174H252V173H251ZM256 174H257V173H256ZM256 174H255V175H256ZM260 174H261V173H260ZM178 175H179V174H178ZM239 175H241V174H239ZM184 176H185V175H184ZM229 176H230V175H229ZM187 177H188V176H187ZM245 177H247V176H245ZM248 177L250 178V176H248ZM251 177H252V176H251ZM256 177H257V176H256ZM253 178H254V175H253ZM262 178H263V177H262ZM254 179H256V178H254ZM258 179H259V178H258ZM234 180H235V179H234ZM240 180H241V179H240ZM250 180H252V179H250ZM238 181H239V180H238ZM245 181H246V180H245ZM255 181H256V180H255ZM259 181H260V180H259ZM173 182H174V181H173ZM225 182H226V181H225ZM236 182H237V180H236ZM177 183H178V182H177ZM237 183H238V182H237ZM240 183H241V182H240ZM240 183H239V185H240ZM244 183H245V182H244ZM244 183H243V184H244ZM173 184H174V183H173ZM241 184H242V183H241ZM246 184H247V183H246ZM258 184H259V183H258ZM236 185H237V184H236ZM236 185H235V186H236ZM227 186H228V185H227ZM246 186H247V185H246ZM166 187H167V186H166ZM171 187H172V186H171ZM174 187H175V186H174ZM183 187H184V184H183ZM224 187H225V186H224ZM228 187H229V186H228ZM237 187H238V186H237ZM244 187H245V186H244ZM250 187H251V186H250ZM262 187H263V186H262ZM226 188H227V187H226ZM245 188H246V187H245ZM251 188H252V187H251ZM171 189H172V188H171ZM174 189H175V188H174ZM174 189H173V190H174ZM240 189H241V188H240ZM240 189H239V190H240ZM247 189H249V188H247ZM173 190H171V191H173ZM232 190H233V189H232ZM243 190H244V189H243ZM171 191H170V192H171ZM186 191H187V189H186ZM228 192H229V191H228ZM187 194H188V193H187ZM180 198H182V197L180 196ZM221 198H222V197H221ZM193 199H194V198H193ZM213 199H214V198H213ZM213 199H212V200H213ZM233 199H234V198H233ZM222 202H223V201H222ZM224 202H225V199H224ZM237 205H238V204H237ZM220 208H221V207H220ZM242 208H243V207H242ZM221 210H223V209H221ZM263 210H264V209H263ZM198 211H199V210H198ZM255 211H256V210H255ZM177 213H178V212H177ZM224 213H225V212H224ZM252 213H253V212H252ZM254 213H255V212H254ZM260 214H261V213H260ZM256 215H257V214H256ZM191 218H192V217H191ZM227 218H228V217H227ZM229 218H230V215H229ZM190 221H192V220H190ZM246 221H247V220H246ZM155 222H156V221H155ZM160 222H161V221H160ZM210 222H211V221H210ZM217 222H218V221H217ZM156 223H158V222H156ZM147 224H148V223H147ZM149 224H150V223H149ZM151 224H152V223H151ZM164 224H165V223H164ZM207 224H208V223H207ZM215 224H216V223H215ZM244 224H245V222H244ZM167 225H168V224H167ZM194 225H195V224H194ZM256 225H257V224H256ZM158 226H160V225H158ZM212 226H213V225H212ZM215 226H216V225H215ZM160 227H162V226H160ZM187 227H188V226H187ZM190 227H192V226H190ZM206 227H207V226H206ZM208 227H209V226H208ZM252 227H253V226H252ZM157 228H158V227H157ZM163 228H164V226H163ZM165 228H166V227H165ZM188 228H189V227H188ZM194 228H195V227H194ZM209 228H210V227H209ZM159 229H160V228H159ZM168 229H169V228H168ZM168 229H167V230H168ZM172 229H173V228H172ZM143 230H144V229H143ZM170 230H171V229H170ZM205 230H206V229H205ZM144 231H145V230H144ZM144 231H143V232H144ZM159 231H160V230H159ZM159 231H158V232H159ZM249 231H252V230H249ZM150 232H152V231H150ZM153 232L155 233V231H153ZM162 232H163V231H162ZM170 232H171V231H170ZM172 232H173V231H172ZM193 232H194V231H193ZM196 232H197V231H196ZM243 232H245V231L243 230ZM246 232H247V231H246ZM177 233H179V232H177ZM205 233H206V232H205ZM150 234H151V233H150ZM152 234H153V233H152ZM163 234H164V233H163ZM182 234H183V232H182ZM247 234H249V233L247 232ZM153 235H154V234H153ZM156 235H157V234H156ZM164 235H165V234H164ZM184 235H185V234H184ZM178 236H179V235H178ZM181 236H182V235H181ZM185 236H186V235H185ZM197 236H198V235H197ZM151 237H152V236H151ZM156 237H157V236H156ZM159 237H161V236H159ZM187 237H188V236H187ZM189 237H190V234H189ZM199 237H200V236H199ZM246 237H247V236H246ZM237 238H238V237H237ZM157 239H158V238H157ZM192 239H193V237H192ZM192 239H191V240H192ZM203 239H204V238H203ZM199 240H200V239H198V240L196 239L197 242H199ZM135 241H136V240H135ZM154 241H156V240H154ZM157 241H158V240H157ZM189 241H190V240H189ZM200 241H201V240H200ZM184 242H186V241L184 240ZM187 242H188V241H187ZM197 242H196V243H197ZM159 243H160V242H159ZM189 243H190V242H189ZM133 244H134V242H133ZM186 244H187V243H186ZM191 245H192V244H191ZM196 245H197V244H196ZM196 245H194V246H196ZM230 245H232V244H230ZM136 246H137V244H136ZM182 246H183V245H182ZM185 246H186V245H185ZM185 246H184V247H185ZM188 246H189V245H188ZM172 247H173V246H172ZM234 247H235V246H234ZM191 248H192V247H191ZM201 248H202V247H201ZM201 248H200V249H201ZM204 248H207V247H204ZM204 248H203V249H204ZM137 249H138V248H137ZM193 249H194V248H193ZM173 250H174V249H173ZM186 250H187V249H186ZM221 251H223V250H221ZM135 252H136V251H135ZM137 252H138V251H137ZM174 252H175V251H174ZM174 252H173V253H174ZM184 252H185V251H184ZM199 252H200V251H199ZM140 253H141V252H140ZM175 253H177V251H176ZM186 253H187V252H186ZM182 254H183V253H182ZM204 254H205V253H204ZM184 255L186 256L185 253H184ZM187 255H188V253H187ZM177 256H178V255H177ZM181 257H182V256H181ZM188 257H189V256H188ZM185 259H186V258H185ZM191 259H192V258H191ZM229 259H230V258H229ZM195 260H196V259H195ZM223 260H224V259H223ZM231 260H232V259H231ZM228 261H229V260H228ZM186 262H187V261H186ZM188 262H189V260H188ZM191 262H192V261H191ZM230 262H231V261H230ZM195 263H196V261H195ZM183 264H185V263H183ZM191 264H192V263H191Z\"/></svg>",
    "mask_w": 264,
    "mask_h": 264
}]
</instances>
